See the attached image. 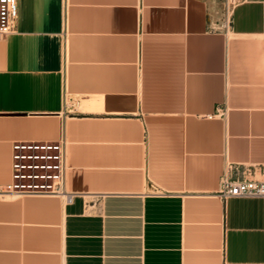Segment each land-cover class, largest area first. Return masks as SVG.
Listing matches in <instances>:
<instances>
[{
	"label": "crops",
	"instance_id": "crops-1",
	"mask_svg": "<svg viewBox=\"0 0 264 264\" xmlns=\"http://www.w3.org/2000/svg\"><path fill=\"white\" fill-rule=\"evenodd\" d=\"M0 40L12 142L67 144L57 195H0V264H264V0H18ZM100 104V105H99Z\"/></svg>",
	"mask_w": 264,
	"mask_h": 264
},
{
	"label": "built area",
	"instance_id": "built-area-1",
	"mask_svg": "<svg viewBox=\"0 0 264 264\" xmlns=\"http://www.w3.org/2000/svg\"><path fill=\"white\" fill-rule=\"evenodd\" d=\"M234 1V0H232ZM18 0H0V40L15 32ZM229 167L220 193L230 197H264V181L232 179ZM67 144L59 139H19L12 142L11 177L0 184V195H57L70 199L66 188Z\"/></svg>",
	"mask_w": 264,
	"mask_h": 264
},
{
	"label": "rangeland",
	"instance_id": "rangeland-1",
	"mask_svg": "<svg viewBox=\"0 0 264 264\" xmlns=\"http://www.w3.org/2000/svg\"><path fill=\"white\" fill-rule=\"evenodd\" d=\"M225 2V8H227L229 5H232L233 2L235 1H232V0H223Z\"/></svg>",
	"mask_w": 264,
	"mask_h": 264
},
{
	"label": "bare ground",
	"instance_id": "bare-ground-1",
	"mask_svg": "<svg viewBox=\"0 0 264 264\" xmlns=\"http://www.w3.org/2000/svg\"><path fill=\"white\" fill-rule=\"evenodd\" d=\"M100 105V104H99Z\"/></svg>",
	"mask_w": 264,
	"mask_h": 264
}]
</instances>
